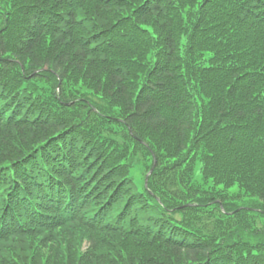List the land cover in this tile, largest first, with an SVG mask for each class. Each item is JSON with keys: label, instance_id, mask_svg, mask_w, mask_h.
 I'll return each instance as SVG.
<instances>
[{"label": "trees", "instance_id": "trees-1", "mask_svg": "<svg viewBox=\"0 0 264 264\" xmlns=\"http://www.w3.org/2000/svg\"><path fill=\"white\" fill-rule=\"evenodd\" d=\"M140 1L0 0V264H23L4 245L78 225L92 237L118 235L123 251L136 245L139 257L128 264H264V0ZM155 13L163 41L156 61L144 66L120 42H153L146 25ZM141 66L136 81L128 70ZM72 77L92 87L75 86ZM249 118L259 126L249 123L242 129L254 128L252 135L239 138L234 125ZM128 127L140 140L170 131L176 139L171 156L148 144L157 161L151 193L133 192L122 164L126 148L118 140H128ZM198 142L207 143L204 181L240 173L254 186L250 198L170 190L174 181L186 187L170 175ZM96 145L107 154H87ZM205 198L226 211L247 201L262 212L219 215L220 232L206 234V211L176 208ZM183 236L195 244L180 242ZM65 238L51 242L55 261L83 264L61 251V241L75 239ZM160 248L170 257L156 256Z\"/></svg>", "mask_w": 264, "mask_h": 264}, {"label": "rangeland", "instance_id": "rangeland-1", "mask_svg": "<svg viewBox=\"0 0 264 264\" xmlns=\"http://www.w3.org/2000/svg\"><path fill=\"white\" fill-rule=\"evenodd\" d=\"M23 4V0H20ZM140 0H137V3L140 4ZM51 5H53L51 3ZM86 15H92L90 9L88 12H86ZM160 23L159 18H157L156 13L153 14V18L150 17L149 24L146 26L151 29L153 34L158 38L160 45L162 44L163 37H160V35L157 33V30L153 28V25ZM45 36L42 37L41 43L44 42L43 46H41V53L43 52V49H47L49 44L47 39H51L48 35L46 38ZM50 41V40H49ZM133 51V54L131 57H135V59L139 62V64H143L144 66L148 64L149 62V56L153 55L151 51L144 49V48H131ZM139 70L129 69L128 72L132 76L133 73L137 74H144L139 73V71H142V68L145 67H139ZM144 71V70H143ZM134 80H140V77L132 76ZM72 83L75 84V86H82L88 90V88H91L92 85H88L87 83L77 79L76 77H72L69 79ZM88 87V88H87ZM136 88V87H135ZM85 90V91H87ZM94 101L98 104H105L106 107H108L107 103L103 100H101L99 97L94 96ZM208 101H211L209 98H207ZM241 123H252L254 125H258V122H255L254 118L246 119L245 121H242ZM173 132V131H172ZM170 131L169 137L165 134L162 136L154 137L150 134L143 133L141 135L142 140L152 146L154 144L161 152L165 153V156H171L169 154L170 151H173L175 149L174 142H176V139L173 137V134ZM202 143L207 147V143L205 142H198L195 144V153L192 154L191 158L188 162H182L180 167H177L174 169V171L171 173L170 176H175L179 179L188 178L191 180V174L201 167V164L196 162V157L198 153L203 152L202 149ZM139 165H142V171L137 168L132 171V176L137 183V186H141L142 183V177L144 175L143 171L145 170L146 165L140 163ZM142 175V176H141ZM169 177V176H168ZM209 177V178H208ZM208 185L209 187L215 188L214 193L220 195L223 198H233L237 199L240 194L245 199L250 198V194H252V191H254V186L250 184L249 179L246 176H243L240 173H229L224 174V176H208ZM175 182V181H174ZM235 192L238 193V195H235ZM229 193L231 194L229 197ZM234 194V195H233ZM84 229H81L80 226H73L72 229H64L57 231L53 234H49L47 236L34 238V239H24L20 240L18 242H13L4 245L2 247V252L6 254L9 258H11L10 255L19 257L20 262L23 264H58V261H55V253L51 251L50 245L52 240L58 241V240H67L65 236L71 234L75 237V239L71 241H61L63 242V247L61 251L65 253L66 257H78L81 256L83 264H128L130 263L128 260L131 257L137 258L139 257V252L136 250V245L133 246H127L126 250L120 249V243H118L120 240L118 239V235L113 234H102V235H96L92 237L90 233L80 231ZM86 233V234H84ZM64 236V237H61ZM89 239H92L93 241L89 244ZM146 243L148 240H145ZM133 243V241H130ZM148 244V243H147ZM68 246V249L65 246ZM95 247L93 248V246ZM151 245V244H150ZM125 247L126 245H122ZM152 246V245H151ZM118 248V249H117ZM154 250H156L153 247ZM151 251V249L149 250ZM68 252V253H67ZM133 252V253H132ZM152 252V251H151ZM62 252H59V256L64 257V254ZM168 255V258L170 257V251L168 249H159L156 251V256L163 254ZM30 257V260H28ZM60 260V259H58ZM172 261V260H171ZM133 262V261H132ZM64 263V261H63ZM60 264V261H59Z\"/></svg>", "mask_w": 264, "mask_h": 264}]
</instances>
